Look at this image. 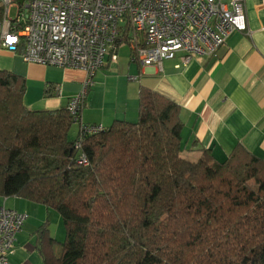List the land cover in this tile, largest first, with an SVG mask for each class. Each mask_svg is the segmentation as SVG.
<instances>
[{"label": "trees", "instance_id": "16d2710c", "mask_svg": "<svg viewBox=\"0 0 264 264\" xmlns=\"http://www.w3.org/2000/svg\"><path fill=\"white\" fill-rule=\"evenodd\" d=\"M25 90L0 69V197L61 218L63 241L46 223L36 231L43 264H264V158L242 144L222 161L207 149L183 157L180 105L145 87L134 121L114 120L76 151L66 105L29 109Z\"/></svg>", "mask_w": 264, "mask_h": 264}, {"label": "crops", "instance_id": "0c3cea01", "mask_svg": "<svg viewBox=\"0 0 264 264\" xmlns=\"http://www.w3.org/2000/svg\"><path fill=\"white\" fill-rule=\"evenodd\" d=\"M244 11L247 31L230 33L213 55L192 56L187 63L178 52L160 66L141 65L130 60L128 44L125 49L119 44L115 61L106 56L93 76L83 101L82 121L105 127L116 119L134 121L139 89L145 87L180 105L182 152L188 159H197L207 149L222 161L236 144L264 158V0H244ZM0 69L25 78L23 103L29 109L65 106L85 78L79 69L26 62L18 53L5 50L0 51ZM76 133L74 125L71 138ZM3 201L27 214L9 261L43 264L36 231L46 223L49 235L58 241L55 235L61 231L51 227L50 209L19 197H0ZM52 218L57 225L60 217ZM57 247H53L56 254Z\"/></svg>", "mask_w": 264, "mask_h": 264}, {"label": "built area", "instance_id": "2783aa9c", "mask_svg": "<svg viewBox=\"0 0 264 264\" xmlns=\"http://www.w3.org/2000/svg\"><path fill=\"white\" fill-rule=\"evenodd\" d=\"M0 9V51L85 73L81 90L66 103L77 127L76 151L105 129L82 121L83 101L105 57L115 61L116 42L127 27L130 60L158 66L178 52L183 63L213 55L230 33L247 31L244 0H0ZM76 163L88 164L82 152ZM26 218L0 203V264H12L9 255Z\"/></svg>", "mask_w": 264, "mask_h": 264}, {"label": "rangeland", "instance_id": "374dc122", "mask_svg": "<svg viewBox=\"0 0 264 264\" xmlns=\"http://www.w3.org/2000/svg\"><path fill=\"white\" fill-rule=\"evenodd\" d=\"M13 14H14V9L11 10V15H13ZM120 45L122 46V49H125L126 47H128L127 44L124 43V42L120 43ZM120 56H122L123 58L126 57L125 54H124V52H123V53H120ZM116 58H117V53H116ZM132 65H133V64H132ZM73 129H74V125L71 126L70 135L72 134ZM181 155H182L183 157L185 156V158H187V157H186L187 155H186L185 152H182ZM199 157H200V155H199ZM191 160H193V159H191ZM7 206H8V205H7ZM50 211H51V212H50V213H51V215H50V220H51V222H52L51 227H60V228H61V231H59V233H56L57 235H55L56 238L59 239V241L61 242V241L64 240V236H65V231H64V229H63V225H62L61 218H60V221H57V225H56V222H54V220H53V218H52V215H55L56 217H57V216L59 217V215H58L57 213H55L54 211H52V210H50ZM61 234H62V236H60ZM57 250L59 251V250H60V247H57Z\"/></svg>", "mask_w": 264, "mask_h": 264}, {"label": "water", "instance_id": "95a60500", "mask_svg": "<svg viewBox=\"0 0 264 264\" xmlns=\"http://www.w3.org/2000/svg\"><path fill=\"white\" fill-rule=\"evenodd\" d=\"M23 0H19V2H22Z\"/></svg>", "mask_w": 264, "mask_h": 264}]
</instances>
